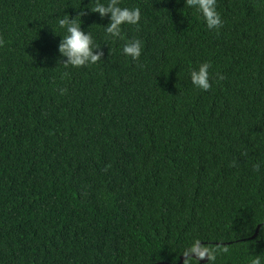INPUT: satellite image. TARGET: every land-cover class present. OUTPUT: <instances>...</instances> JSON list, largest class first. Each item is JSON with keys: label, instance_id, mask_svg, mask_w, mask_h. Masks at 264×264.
<instances>
[{"label": "trees", "instance_id": "1", "mask_svg": "<svg viewBox=\"0 0 264 264\" xmlns=\"http://www.w3.org/2000/svg\"><path fill=\"white\" fill-rule=\"evenodd\" d=\"M108 2L0 0V264H177L194 240L215 260L191 264H264V0H216L211 29L119 0L141 17L116 38ZM66 16L95 63L65 64Z\"/></svg>", "mask_w": 264, "mask_h": 264}, {"label": "clouds", "instance_id": "2", "mask_svg": "<svg viewBox=\"0 0 264 264\" xmlns=\"http://www.w3.org/2000/svg\"><path fill=\"white\" fill-rule=\"evenodd\" d=\"M189 6L196 7L203 15L208 28H219L222 26L220 14L216 9V0H185ZM94 12H98L101 17L105 14H110L109 24L105 28L106 33L113 38L120 37L122 24H137L140 20L141 13L139 8L120 7L119 0H109L105 6L102 3H97ZM84 12L80 13V17ZM60 27L66 30V35L62 37V42L59 46V51L62 55L67 56L66 65L82 66L89 63H95L100 59L101 53L94 52L96 47L93 43L92 34L81 29V23H77L74 18L68 16L59 20ZM142 50V42L138 39H133L125 43L123 52L125 55L136 59L140 56ZM210 63L204 62L199 65L198 69H193L190 72L191 83L201 90L210 88L209 71ZM223 79L222 76L219 77ZM258 166V165H257ZM184 256L188 258L189 264L193 258L204 259L208 261L215 260V249L206 246H201L198 240H194L192 244L185 250ZM251 264H261V258L255 257Z\"/></svg>", "mask_w": 264, "mask_h": 264}, {"label": "water", "instance_id": "3", "mask_svg": "<svg viewBox=\"0 0 264 264\" xmlns=\"http://www.w3.org/2000/svg\"><path fill=\"white\" fill-rule=\"evenodd\" d=\"M263 226H264V224H263ZM259 228H260V226H257L256 231H255V233H254V235L252 236L251 239H253V238H255L257 236ZM186 258L187 257H185V256L181 257L180 261L177 264H181L183 261L186 260ZM196 260H198L200 263H205L207 261V257H205L204 259H196ZM159 264H164V263H159Z\"/></svg>", "mask_w": 264, "mask_h": 264}]
</instances>
